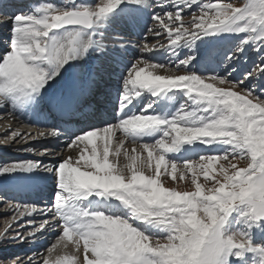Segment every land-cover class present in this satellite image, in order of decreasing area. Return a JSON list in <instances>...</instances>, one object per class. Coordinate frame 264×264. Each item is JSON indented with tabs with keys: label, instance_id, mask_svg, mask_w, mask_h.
<instances>
[{
	"label": "snow or ice",
	"instance_id": "obj_1",
	"mask_svg": "<svg viewBox=\"0 0 264 264\" xmlns=\"http://www.w3.org/2000/svg\"><path fill=\"white\" fill-rule=\"evenodd\" d=\"M0 8L8 13L0 25H10L0 111L54 123L38 135H67L77 152L0 164L17 188L51 185L42 208L9 204L32 230L9 237V225L0 242L58 236L46 255L13 264H264V84H253L264 81V0H0ZM145 14L152 39L167 44L145 42L126 60L131 45L116 25L134 27ZM161 50L167 64L151 59ZM247 51L259 59L237 78ZM95 53L120 67L116 103L111 111L99 103L94 122L74 130L72 118L89 115L80 98L100 90ZM77 65H88L79 80L51 92Z\"/></svg>",
	"mask_w": 264,
	"mask_h": 264
},
{
	"label": "rangeland",
	"instance_id": "obj_2",
	"mask_svg": "<svg viewBox=\"0 0 264 264\" xmlns=\"http://www.w3.org/2000/svg\"><path fill=\"white\" fill-rule=\"evenodd\" d=\"M59 2L60 1H57V3ZM224 2H231L239 6V5L246 3L247 0H224ZM6 16L7 14L0 13V18L5 19ZM189 19H191V17L186 15L185 20H189ZM9 27L10 25L8 26L0 25V46L4 48H7L8 46ZM146 43H148L150 46L154 44H158V43L166 45L167 39L165 37H162L159 40L152 39V34L149 33ZM4 48H3V51H4ZM258 59L259 57L255 55L253 52L247 51L241 57L239 62L234 65V67L237 70L236 72L233 73V76L239 78L240 73L246 70L247 68H250L253 61H257ZM173 71H175V69H173ZM222 74H226V73H222ZM256 82L258 81H253V84L256 85L257 88H259L258 87L259 84H257ZM16 119L17 118H13L7 111L6 112L0 111V150H4L5 152H7L6 156L0 157V164H8L14 161H29V160H34V161L39 160V161H42L43 163L45 162L44 164H48L49 162H51L49 157L43 154V151L45 148H49V149L54 148L57 153V147L52 146L50 143L48 144L46 143L44 145L38 142L35 144H31L33 143L32 141H34L35 138L37 137L42 138L40 136H37L39 130L35 132V129L32 128L31 125L29 126L28 124L24 123L22 120H16ZM9 126H12V128L6 131V129ZM22 130L26 131L24 136H21V137L19 136L17 137L16 135L13 136V133L17 134V132H20ZM66 145L64 146V149L60 150L59 152H62L63 154L70 153L71 150L67 149ZM38 149L40 150L37 151ZM14 152L16 155H18V157L14 160H11V154ZM75 154L77 155V152ZM220 163H225V162L221 161ZM240 166H246V162L241 161ZM3 178L5 177H0V181H3ZM165 184L167 187H176L178 188V190H181V191L193 190V186L190 183H185V182L173 183L171 180H166ZM0 201H7L6 203H0V233H4L5 229L8 228L9 225H11V227L8 228V232H7V235L9 237L15 236L17 232H21L23 235L26 236L28 232L32 230L30 227H28L27 219L20 218L18 215V212H12V208L9 207V204L20 205V206H25V205L28 206V204H19V203L13 204V201H10L8 198L1 197V195H0ZM33 205H36L37 207H41V208L43 207V205H40V204H33ZM21 210H22V207H21ZM37 215L38 214L36 213H34V216L32 215V218H34L36 223L38 220H43V217H37ZM14 216L17 217L16 220H13ZM54 230L55 229L45 232L43 235H37L35 239H30V241L28 242H21L20 240H16V239H6L3 242H0V264H13V261L17 257L24 259V258L32 256L33 251L31 252L24 251L20 254L15 253L17 246H22V244L24 247L37 245L38 248H40L41 246H43L40 253L46 255L47 248L50 247L51 244L55 243L56 240L58 239V236L56 233L54 235L50 233ZM42 240H47V241L50 240V241L49 243L41 245L40 241ZM34 249L37 250V248H34ZM68 254H72V250H70Z\"/></svg>",
	"mask_w": 264,
	"mask_h": 264
},
{
	"label": "bare ground",
	"instance_id": "obj_3",
	"mask_svg": "<svg viewBox=\"0 0 264 264\" xmlns=\"http://www.w3.org/2000/svg\"><path fill=\"white\" fill-rule=\"evenodd\" d=\"M0 19H2V18H0ZM3 26H8V25H3ZM96 59H98L97 55L96 54H93L92 59L89 61V65H91L93 68H99V69H101L100 75H101V77H102L103 80H107L108 79V81H111V80L114 79L115 82H116V84H118L117 81H119L120 70H116V71L104 70L101 67H98L97 66L98 63H97ZM94 63H96V65ZM86 67H88V65H84V66L77 65L76 68L70 69L69 70V73L65 74V77H64L63 80H60V79L57 80V83L53 85V87L51 89V92L59 94V93H61L64 90V88H65V86L67 85L68 82H70V81H78L79 78H80V76H81V74H82L83 69L86 68ZM1 112H6V111H1ZM16 118H17L16 120H25V122L31 124V127L35 129V132H37L38 130L39 131L42 130V129H38L37 128V126L35 124V123H37V121L33 118L32 114L30 116H27V117H16ZM11 128H12V126H9L6 129V131L7 130H10ZM25 133H26V131L25 130H22L20 132H17L16 136L17 137L18 136L21 137V136H24ZM37 136H39V135H37ZM57 141H58L57 138H52V137H42V138H39V137H37V138H35L34 141H32L33 143H31V144H35L37 142L40 143V144H43V145L46 144V143L47 144L50 143L52 146L57 147V156H56V159H59V157L61 155H63V156H69V155L75 156L76 155L75 154L76 152L73 151V150H71L70 153H64V154L62 152H59L60 150L64 149V146L67 144L68 140H66L65 144H63L64 141H60V142H57ZM126 147L128 149H131L132 145L127 144ZM39 150L40 149H38L37 151H39ZM49 159H50L51 162H55V158L49 157ZM3 180H5V181H11V179H7V178H3ZM47 186H48V189L46 190V193H47V194H45L46 197L42 198L43 201L41 200V202H37V203H34V204H40V205H42V204H45V203L49 202V200H50V197L49 196L51 194V185L50 184H46L44 187H39V189H41V188L46 189ZM10 200L13 201L12 199H10ZM14 202H18L19 204H28V206H30L31 205L30 203H32V199L28 197V198H23L20 201L17 200V201H14ZM42 202H44V203H42ZM13 204H15V203H13ZM12 212H16L14 208H12ZM32 215L34 216V213ZM37 217H41V216L37 215ZM40 222H42V220H38L37 221V224H39ZM50 233L54 235L56 233V230H54V231H52ZM28 241H30V240H28ZM46 241L45 242L40 241V244L42 245V244L49 243L50 240H48L47 242ZM26 247H23L22 246L21 247L22 248L21 251L22 252H24V251H30V252L33 251L32 253H34V252H39L40 253L43 246H41L40 248H38L37 245L35 247H31V248H26ZM34 248H37V250L34 249ZM70 250H71V248L68 249V252H70ZM22 252H19L18 254H20Z\"/></svg>",
	"mask_w": 264,
	"mask_h": 264
}]
</instances>
